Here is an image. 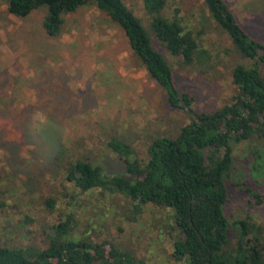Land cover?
<instances>
[{
    "label": "rangeland",
    "instance_id": "1",
    "mask_svg": "<svg viewBox=\"0 0 264 264\" xmlns=\"http://www.w3.org/2000/svg\"><path fill=\"white\" fill-rule=\"evenodd\" d=\"M122 1L170 64L176 88L193 95L195 112L230 103L236 93L231 69L251 61L209 17L203 0H172L163 11L172 16L177 9L195 37L190 63L155 40L142 0ZM224 1L241 27L264 41V0ZM43 14L38 8L18 17L0 0V245L43 249L51 226L69 217V238L100 244L105 254L112 249L145 264H183L171 257L176 232L169 208L147 203L134 212L118 188L79 191L65 179V167L83 159L99 166L104 179H128L108 140L129 144L142 165L149 142L175 138L189 123L188 113L167 104L122 29L97 7L86 4L63 15L56 36L43 30ZM230 147L223 213L229 223L246 219L260 226L264 245V137ZM237 232L228 226L230 244Z\"/></svg>",
    "mask_w": 264,
    "mask_h": 264
},
{
    "label": "trees",
    "instance_id": "2",
    "mask_svg": "<svg viewBox=\"0 0 264 264\" xmlns=\"http://www.w3.org/2000/svg\"><path fill=\"white\" fill-rule=\"evenodd\" d=\"M170 1L142 0L149 15L148 27L170 55L190 63L196 52V39L176 16L177 9L172 16L163 14ZM86 4L97 7L122 29L131 51L164 90L167 104L186 111L190 121L175 138H153L146 147L142 165L132 157L129 144L114 138L108 140L107 146L119 156L128 179H104L99 166L83 159L68 162L65 179L82 192L94 187L118 188L132 203L134 212L147 203L169 208L176 232L171 257L176 262L264 264L261 227L246 219L229 223L223 213L227 198L223 178L232 160L230 143L254 135L264 137V41L251 37L241 27L224 0H203L209 17L251 63H236L232 67L231 82L236 93L230 103L208 113L195 112L191 108L193 95L176 88L170 64L152 46L150 33L122 0H6V9L23 17L44 8L42 28L47 35L56 36L63 15ZM47 204L51 206V201ZM229 225L238 231L233 244L227 237ZM69 229V217L53 224L47 246L40 250L0 245V264H95V260L97 264H145L112 249L102 259L100 244L69 238Z\"/></svg>",
    "mask_w": 264,
    "mask_h": 264
},
{
    "label": "flooded vegetation",
    "instance_id": "3",
    "mask_svg": "<svg viewBox=\"0 0 264 264\" xmlns=\"http://www.w3.org/2000/svg\"><path fill=\"white\" fill-rule=\"evenodd\" d=\"M100 248L102 249V254H101V258L102 259H104L105 257L109 256L108 252L105 254L104 249L101 246H100Z\"/></svg>",
    "mask_w": 264,
    "mask_h": 264
},
{
    "label": "clouds",
    "instance_id": "4",
    "mask_svg": "<svg viewBox=\"0 0 264 264\" xmlns=\"http://www.w3.org/2000/svg\"><path fill=\"white\" fill-rule=\"evenodd\" d=\"M37 115H39L42 120L44 119V117L41 114L38 113Z\"/></svg>",
    "mask_w": 264,
    "mask_h": 264
}]
</instances>
